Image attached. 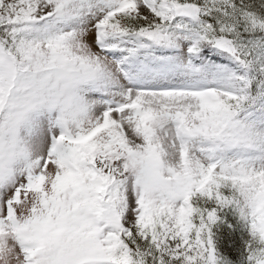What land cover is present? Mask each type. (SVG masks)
Segmentation results:
<instances>
[{"label":"snow or ice","instance_id":"1","mask_svg":"<svg viewBox=\"0 0 264 264\" xmlns=\"http://www.w3.org/2000/svg\"><path fill=\"white\" fill-rule=\"evenodd\" d=\"M71 85L0 180V264H264V0H0V97Z\"/></svg>","mask_w":264,"mask_h":264},{"label":"clouds","instance_id":"2","mask_svg":"<svg viewBox=\"0 0 264 264\" xmlns=\"http://www.w3.org/2000/svg\"><path fill=\"white\" fill-rule=\"evenodd\" d=\"M57 113V120L70 127L77 112L76 94L71 85L53 95L0 97V180L19 174L27 162L42 156L39 132L32 131L37 117Z\"/></svg>","mask_w":264,"mask_h":264},{"label":"trees","instance_id":"3","mask_svg":"<svg viewBox=\"0 0 264 264\" xmlns=\"http://www.w3.org/2000/svg\"><path fill=\"white\" fill-rule=\"evenodd\" d=\"M220 216L221 220L213 227L215 246L222 258L238 264L245 237L243 226L238 217L227 209Z\"/></svg>","mask_w":264,"mask_h":264},{"label":"rangeland","instance_id":"4","mask_svg":"<svg viewBox=\"0 0 264 264\" xmlns=\"http://www.w3.org/2000/svg\"><path fill=\"white\" fill-rule=\"evenodd\" d=\"M32 131H38L37 137L42 155L46 154L52 147L53 139L61 134L57 120V113H44L37 117V123ZM217 249V248H216ZM218 251V249H217Z\"/></svg>","mask_w":264,"mask_h":264}]
</instances>
